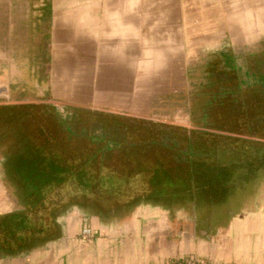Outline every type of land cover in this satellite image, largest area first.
<instances>
[{
  "label": "crops",
  "instance_id": "crops-1",
  "mask_svg": "<svg viewBox=\"0 0 264 264\" xmlns=\"http://www.w3.org/2000/svg\"><path fill=\"white\" fill-rule=\"evenodd\" d=\"M41 1L15 6L10 40L26 16L54 77L75 47L81 91L64 115L52 101L0 103V264H264L260 124L198 131L160 110L197 97L182 74L200 59L264 40V0ZM57 80L53 99L74 88Z\"/></svg>",
  "mask_w": 264,
  "mask_h": 264
},
{
  "label": "rangeland",
  "instance_id": "rangeland-1",
  "mask_svg": "<svg viewBox=\"0 0 264 264\" xmlns=\"http://www.w3.org/2000/svg\"><path fill=\"white\" fill-rule=\"evenodd\" d=\"M29 1L0 0V103H12L21 98L24 101L48 102L46 104L52 101L54 102L52 105L59 110L58 114L61 115L63 113L64 115L67 112L64 107L70 106L68 103L77 105L76 101H71L70 99L78 98V94L81 91L79 89L76 90V85L79 84L77 66L82 57H79L80 55H78L77 49L72 47L68 56L61 61L60 66L61 68L63 67V72L54 74V77L51 74L53 65L52 57L49 53V39L48 41L45 40V36L40 33L37 35L28 34L29 27L27 26L26 16L24 17L25 20H22L23 24L20 27V31L22 30L21 39L19 41L10 40V38L14 37V34L11 35L13 33L11 14L18 13V7L17 11L15 9L16 5L20 3L23 7H26ZM37 2L40 3L42 1L37 0ZM1 14H5V17ZM247 27V38L251 39L254 30L252 27ZM240 29L241 27H238V30ZM72 44L76 45V43ZM236 51L237 53H231L233 57L228 55L230 53L229 51H224L222 54L213 53L207 55V57L200 59L196 66L189 68L187 74H182L183 81L187 78V81L192 83V86H195V84L199 86L197 90L198 94L197 97L191 95L187 105L177 100H172L169 104L166 102L167 105L161 107L160 110H165V114L170 117L168 121L176 122L174 118L178 116L177 120L179 123L187 125L188 129L198 131H228L240 129L250 132L253 135L259 124V130L261 132L264 130V117L259 116V112L264 111V86L260 82L261 77L258 76V74L264 75V40L256 43V46L254 43H250ZM95 55L96 52L92 50L90 55L86 57L87 63L92 67L91 72L86 74L87 88L91 87V90H85L87 96L94 94L95 83L93 78L95 74H93V65L98 60V57ZM56 77L58 82L64 79L67 80L66 82H70L71 85L73 84L74 88L73 90H69L68 96L56 93L57 98L59 97L60 99H53V92L50 89L46 90L49 87V83L54 82ZM202 84L204 85L200 86ZM19 85H22L21 87L25 89L21 94H19ZM255 85L257 87L253 88ZM202 87H207L208 90H203ZM250 88L253 89L248 90ZM219 91L227 95L218 94ZM182 92L184 93L185 91ZM200 94L203 95L200 96ZM186 95L187 93L182 97L184 98ZM228 95H238L235 98L236 104L229 102L232 108L231 111L236 113L241 108L239 113L243 115L247 113L246 118L249 120H246V122L240 121L235 124L232 121H227V111L224 112L223 110L222 112V109L224 103L228 104L226 101L233 98ZM63 98L67 101H62ZM205 105L204 110L209 109L207 114H205L208 115V119L207 116L202 115L201 111ZM250 111H257V122L254 121V117L252 118L254 113ZM6 112L8 114V111ZM180 112L182 114L179 116ZM55 114L54 116L56 118ZM47 115L49 116V112ZM188 116H190V120L185 122ZM78 119H83V116L78 114L76 120ZM80 134L92 143L100 141V137L95 133L94 129H81ZM84 235L90 236L91 233L88 231V234L85 232Z\"/></svg>",
  "mask_w": 264,
  "mask_h": 264
},
{
  "label": "trees",
  "instance_id": "trees-1",
  "mask_svg": "<svg viewBox=\"0 0 264 264\" xmlns=\"http://www.w3.org/2000/svg\"><path fill=\"white\" fill-rule=\"evenodd\" d=\"M256 73V72H255ZM258 74V73H257ZM256 74V75H257ZM258 76L259 77H261V79H260V82L263 84V86H264V75L263 74H258ZM257 80V79H256ZM255 83V82H254ZM257 87V85H255L253 88H256ZM246 88H248V87H246ZM253 88H250V89H248V90H251V89H253ZM221 91H219V93L218 94H224L225 96L227 95L226 93H220ZM228 96H232L233 98L231 99V100H227L226 102H228V104H225L224 103V107H223V109H222V112H223V110H224V112L225 111H227V121L229 120V121H232V123L233 124H235V123H239L241 120V116L243 115V114H241V113H239L240 112V110H241V108H239L237 111H236V113H234V112H232L231 111V106H230V103L229 102H233V103H235V98H236V96H238V95H228ZM224 102V101H223ZM236 104V103H235ZM219 107V106H218ZM254 110V109H253ZM232 112V113H231ZM250 112H252V113H254V114H256V112L257 111H255V112H253V111H250ZM229 113H230V115H229ZM259 113H261V114H264V111H261V112H259ZM224 115H225V113H224ZM246 115H247V113H246ZM246 115H245V117H246ZM264 117V116H263ZM240 118V119H239ZM264 128V127H263ZM92 188L93 187H90V189L92 190ZM91 203V205L92 204H94L93 202H92V200L90 201Z\"/></svg>",
  "mask_w": 264,
  "mask_h": 264
}]
</instances>
